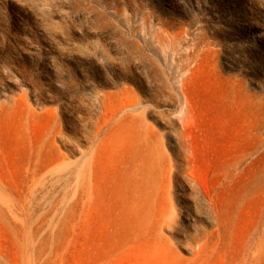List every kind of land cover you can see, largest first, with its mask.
Returning a JSON list of instances; mask_svg holds the SVG:
<instances>
[{"label": "rangeland", "instance_id": "374dc122", "mask_svg": "<svg viewBox=\"0 0 264 264\" xmlns=\"http://www.w3.org/2000/svg\"><path fill=\"white\" fill-rule=\"evenodd\" d=\"M0 264H264V0H0Z\"/></svg>", "mask_w": 264, "mask_h": 264}]
</instances>
